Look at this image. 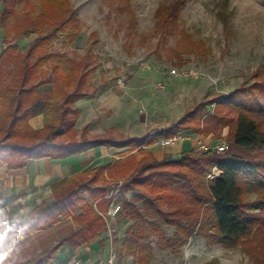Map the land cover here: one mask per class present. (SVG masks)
Listing matches in <instances>:
<instances>
[{
	"label": "trees",
	"instance_id": "obj_1",
	"mask_svg": "<svg viewBox=\"0 0 264 264\" xmlns=\"http://www.w3.org/2000/svg\"><path fill=\"white\" fill-rule=\"evenodd\" d=\"M185 1L162 4L155 12L154 33L178 35L174 52L179 66L184 55L208 53L202 41L181 28ZM0 3V29L6 44L0 52V165L13 170L33 160L63 159L100 147L121 150L111 164L54 184L49 203L40 204L13 224L11 248L21 238L62 220L71 218L77 226L25 264L49 263L65 243L72 244L75 252L85 250L104 228L100 213L111 206L112 189H118L122 212L132 221L125 231L123 254H137L140 261L144 258L141 244L149 238H155L161 248L179 253L194 237L236 247L256 228L264 227V65L254 70L251 82L185 109L177 122L152 137L88 136L85 132L78 136L76 103L87 98L89 91L98 92L91 84L97 67L89 66L85 58L91 48L78 60L80 64L52 50L51 42L59 37L65 47L80 36V20L70 1ZM18 8L24 10L21 18L15 17ZM219 18L227 26L223 13ZM131 21L133 24V17ZM31 36L34 39L23 50L14 44ZM94 37H89L91 45H95ZM107 84L102 75L101 85ZM37 115H43L44 125L33 130L29 121ZM225 129L228 150L222 154L189 149L176 156L166 154L158 161L147 149L159 139L186 131L218 139ZM250 192L260 202L258 213L249 212L251 204L246 201ZM163 226L174 229L172 237L164 235Z\"/></svg>",
	"mask_w": 264,
	"mask_h": 264
},
{
	"label": "rangeland",
	"instance_id": "obj_2",
	"mask_svg": "<svg viewBox=\"0 0 264 264\" xmlns=\"http://www.w3.org/2000/svg\"><path fill=\"white\" fill-rule=\"evenodd\" d=\"M69 1L80 20V36L65 47L61 37L51 45L54 52L66 54L74 62L80 61L91 48V54L85 58L89 66L97 67L91 84L98 92L89 91L88 97L77 103L81 110L77 128L85 126L90 135L107 130L119 138L153 135L157 129L177 122L185 109L202 100L213 101L217 94L227 95L251 82L254 70L264 65V0H186L181 28L194 40L202 41L208 53L184 55L182 66L174 52L178 35L160 37L154 33L157 8L173 0ZM23 13L18 8L15 17L21 18ZM221 13L227 26L219 18ZM91 34L96 36L95 45H91ZM33 39L34 36L22 37L14 44L23 50ZM5 46L0 29V52ZM102 75L108 79L105 86L101 85ZM227 133L225 129L220 138L212 140L226 142ZM176 144V148L185 147L183 143ZM164 148L169 149L167 145ZM98 155L101 160L109 159H105L104 153ZM109 195L113 197L112 205H120L118 189H112ZM246 202L251 204L249 212L258 213V207L261 209L252 192ZM108 209L100 213L105 224L96 240L98 250L103 253L100 257L112 250L116 253V264H264L262 226L236 247L209 244L194 237L176 253L149 238L141 244L144 258L140 261L137 254H123L122 250L125 231L132 221L122 210L109 217ZM162 232L172 237L174 229L163 226Z\"/></svg>",
	"mask_w": 264,
	"mask_h": 264
},
{
	"label": "crops",
	"instance_id": "obj_3",
	"mask_svg": "<svg viewBox=\"0 0 264 264\" xmlns=\"http://www.w3.org/2000/svg\"><path fill=\"white\" fill-rule=\"evenodd\" d=\"M77 103L76 106L79 108ZM79 111L81 113L80 108ZM29 125L33 130L41 129L44 125L43 115L32 117L29 121ZM77 125L76 130L78 136L82 132H85L88 136H102L108 133L112 135L111 130H107L100 135H90L85 126L78 129ZM160 130V128L157 129L153 135L144 133L124 138L140 137L143 135H150L152 137ZM181 134L189 135L190 133L186 131ZM212 138V135L207 137L202 136V140L207 142L214 141ZM159 140L147 147L158 161L162 160L166 154L176 156L189 149L200 152L195 150L192 142L180 141V143H183L185 146L182 149H180V147L176 148L177 144L174 146L167 145L169 149H166L164 145L159 143ZM171 147H173L172 150L170 149ZM120 151L121 150L100 147L89 150L78 156H70L63 159L43 158L33 160L28 162L23 168L13 170L9 169L6 165H0V212L7 218V223H5L4 217H0V232L6 230L8 224H14L16 221L20 222L26 214L33 211L40 204L49 203L52 200V186L54 184L78 172L90 170L99 165L111 164L113 160L117 159L115 154ZM99 153H104V155H106L105 159L106 157H109V159L101 160L98 155ZM89 203L92 205L90 201ZM76 229V224L71 218H68L51 228L27 235L12 246L7 253L4 264L28 263L40 254L46 252L61 238L68 236ZM98 243L95 237V239L90 242V245L81 252H75L72 244L65 243L57 252L54 259L47 264H65L68 260L74 258L95 261L101 258L100 256L103 254L101 250H98Z\"/></svg>",
	"mask_w": 264,
	"mask_h": 264
},
{
	"label": "built area",
	"instance_id": "obj_4",
	"mask_svg": "<svg viewBox=\"0 0 264 264\" xmlns=\"http://www.w3.org/2000/svg\"><path fill=\"white\" fill-rule=\"evenodd\" d=\"M172 73H175L172 70ZM180 141H192L193 147L195 150L200 152L212 151L216 154H222L228 150V144L222 140H214V141H203L200 135L195 134H178L169 138H162L159 140V143L162 145H171L174 146L176 143ZM217 174V171H215ZM122 210L121 206L118 204H114L109 207L108 215L109 217H115ZM103 217V215H102ZM117 257L116 253L112 250H109L104 257L99 258L95 261L84 260L81 258H74L68 260L65 264H116Z\"/></svg>",
	"mask_w": 264,
	"mask_h": 264
},
{
	"label": "clouds",
	"instance_id": "obj_5",
	"mask_svg": "<svg viewBox=\"0 0 264 264\" xmlns=\"http://www.w3.org/2000/svg\"><path fill=\"white\" fill-rule=\"evenodd\" d=\"M0 217H4V222L7 223V218L3 215L2 212H0ZM18 224L19 221H16ZM14 230L13 224H8L6 230L3 232H0V264H4V260L7 256L8 251H10L11 244L9 233H12ZM14 243V241H12ZM7 245V247H6Z\"/></svg>",
	"mask_w": 264,
	"mask_h": 264
}]
</instances>
